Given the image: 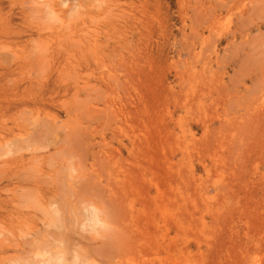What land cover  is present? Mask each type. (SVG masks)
<instances>
[{
	"label": "rangeland",
	"instance_id": "rangeland-1",
	"mask_svg": "<svg viewBox=\"0 0 264 264\" xmlns=\"http://www.w3.org/2000/svg\"><path fill=\"white\" fill-rule=\"evenodd\" d=\"M48 263L264 264V0H0V264Z\"/></svg>",
	"mask_w": 264,
	"mask_h": 264
},
{
	"label": "bare ground",
	"instance_id": "bare-ground-1",
	"mask_svg": "<svg viewBox=\"0 0 264 264\" xmlns=\"http://www.w3.org/2000/svg\"><path fill=\"white\" fill-rule=\"evenodd\" d=\"M98 214V212H95V214ZM99 217V216H98ZM98 217L97 218H95V221H96V223H99L100 221H99V219H98ZM65 218V217H64ZM79 255V254H78ZM53 262V261H52ZM49 264V263H48Z\"/></svg>",
	"mask_w": 264,
	"mask_h": 264
}]
</instances>
